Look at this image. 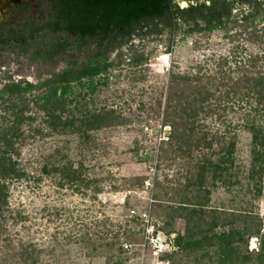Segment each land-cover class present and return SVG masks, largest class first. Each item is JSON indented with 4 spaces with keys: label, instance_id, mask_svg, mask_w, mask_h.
<instances>
[{
    "label": "trees",
    "instance_id": "trees-1",
    "mask_svg": "<svg viewBox=\"0 0 264 264\" xmlns=\"http://www.w3.org/2000/svg\"><path fill=\"white\" fill-rule=\"evenodd\" d=\"M47 1L51 10L39 20L27 21L21 30L0 36V49L18 51L33 62L50 65L48 74L39 75L36 82L8 76L0 86V251L5 264L57 261L56 244L42 248L36 241L16 239L11 232L9 224L17 225L24 219L10 203L14 185L38 184L49 177L59 188H85L96 199L115 178L110 171L107 175L97 171L104 169L101 159L109 148L99 135L125 124L121 107L107 103L92 107L90 97L108 86L113 76L110 68L123 62L124 46L132 48L137 37L167 34L173 42L178 33L185 39L220 29L224 30L223 38L236 43L230 55L195 60L183 71L170 68L167 85L153 95L147 117L159 118L162 127L169 128L159 150L151 149L158 158L155 168L160 169L170 157L187 160L186 181L175 179L174 191L182 194V190L192 189V197L197 198L217 184L227 183L230 177L231 185L235 184L233 179L245 167L237 166L236 161L241 131L252 137L249 179L264 169V0H211L208 9L200 0H183L189 2L187 8L175 0ZM238 4L249 8L234 13ZM173 48L174 44L167 53ZM116 50L118 61L110 57ZM80 54L85 58L79 60ZM146 59V55L134 52L129 62L138 64ZM62 60L65 66L56 70ZM212 60L210 66L208 61ZM136 180L143 184L142 178ZM156 186L162 192L163 184L156 181ZM160 198L157 194L154 200L160 202ZM177 203L171 207L173 219L188 211L191 221L199 212L197 206L201 207L192 203L189 208L191 203L183 197ZM261 223L235 225L219 233L213 232L214 224L210 229L213 233L201 237L188 228L184 234L177 232L175 245L188 252L201 248L206 240H216L211 244L222 264H264ZM94 235L79 242L103 240ZM254 236L261 244L255 257L243 253L241 245L245 243L247 251L248 240ZM92 246L97 250L102 245Z\"/></svg>",
    "mask_w": 264,
    "mask_h": 264
},
{
    "label": "rangeland",
    "instance_id": "rangeland-1",
    "mask_svg": "<svg viewBox=\"0 0 264 264\" xmlns=\"http://www.w3.org/2000/svg\"><path fill=\"white\" fill-rule=\"evenodd\" d=\"M41 2L39 9L23 19L26 20L24 23L39 20L40 12L45 15L51 10L47 0ZM248 8L238 4L234 13ZM188 27L184 26V29ZM223 35L224 30L220 29L185 39L178 33L172 42L167 34H154L144 39L137 37L132 41V48L124 46L123 62L110 68L113 76L109 78L108 86L101 87L90 97L92 107L105 103L121 107L125 124L99 135L103 143H109V148L101 159L104 169L97 171L104 175L110 171L115 178L105 184L96 199L91 198L85 188H59L49 177L38 184L14 185L10 203L24 217L17 225L9 224L16 239L36 241L42 248L56 244L57 261L54 264H115L117 261L121 264H222L217 248L211 244L216 240H206L201 248L182 252L175 245L177 232L184 234L190 228L201 237L210 233L214 224L217 227L213 232L218 233L229 231L235 225L253 226L259 221L264 226V169L256 172L254 179H249L253 145L248 132L239 134L236 161L237 166L245 167L241 170L244 172L233 179L235 184L231 185L230 177L227 183H219L197 198L192 197L194 190L189 188L182 190V194L174 191L177 188L175 179L179 177L182 183L186 181L187 160L170 157L157 170L158 158L151 154V149L159 150L161 140L169 134V128H163L159 118L147 117L153 107V95L167 85L170 68L183 71L193 66L195 60L230 55L236 43ZM172 44L173 51L167 53ZM134 52L146 55L147 59L138 64L129 62ZM118 53V50L114 51L111 60L118 61ZM79 57L82 60L85 54ZM0 63V86L8 76L36 82L39 75H47L50 69L48 63L33 62L29 56L7 48L0 49ZM212 63L213 60L208 61L210 66ZM64 66L65 60H62L56 70ZM142 104L144 106H140ZM235 171L239 172V169ZM137 177L143 179V184H137ZM156 181L163 184L162 192H168L166 196L157 188ZM157 194L161 196L160 202L154 200ZM181 197L191 203L187 205L189 208L193 207L192 203L201 204L202 208L197 206L199 212L191 216V221L187 219L188 211L183 217H171L174 212L171 207H177ZM92 235L104 240L92 243L102 245L97 250H92L90 243L79 242ZM241 245L243 253L249 252L254 257L261 247L260 239L255 236L249 238L247 251L246 244ZM3 258L0 251V264H5Z\"/></svg>",
    "mask_w": 264,
    "mask_h": 264
},
{
    "label": "flooded vegetation",
    "instance_id": "flooded-vegetation-1",
    "mask_svg": "<svg viewBox=\"0 0 264 264\" xmlns=\"http://www.w3.org/2000/svg\"><path fill=\"white\" fill-rule=\"evenodd\" d=\"M200 4L208 9L211 6V0H200ZM41 5V0H0V36L18 30L26 21L23 19L32 15ZM179 6L187 8L189 2L182 0L179 2ZM42 14L44 13L40 12V15Z\"/></svg>",
    "mask_w": 264,
    "mask_h": 264
}]
</instances>
